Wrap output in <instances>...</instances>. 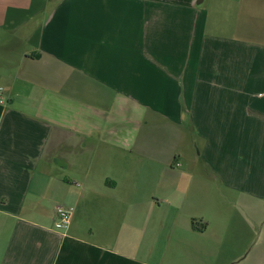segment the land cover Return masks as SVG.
<instances>
[{"label":"crops","instance_id":"0c3cea01","mask_svg":"<svg viewBox=\"0 0 264 264\" xmlns=\"http://www.w3.org/2000/svg\"><path fill=\"white\" fill-rule=\"evenodd\" d=\"M0 86V264H264V0H0Z\"/></svg>","mask_w":264,"mask_h":264},{"label":"built area","instance_id":"2783aa9c","mask_svg":"<svg viewBox=\"0 0 264 264\" xmlns=\"http://www.w3.org/2000/svg\"><path fill=\"white\" fill-rule=\"evenodd\" d=\"M5 103L4 88L0 86V104ZM72 217V209L63 205H58L54 213V226L59 230L68 229Z\"/></svg>","mask_w":264,"mask_h":264},{"label":"rangeland","instance_id":"374dc122","mask_svg":"<svg viewBox=\"0 0 264 264\" xmlns=\"http://www.w3.org/2000/svg\"><path fill=\"white\" fill-rule=\"evenodd\" d=\"M186 150H187V153L185 154V156L187 157V158H191V157H195V151H194V149L192 150L189 146H187L186 147ZM179 161H180V159H179ZM198 168V167H197ZM177 170H182L183 169V167L182 168H180V167H177L176 168ZM200 170H198V171H200V172H202L203 173V169L200 167L199 168ZM220 196H222V197H220ZM219 198H225V199H228L227 198V193H225V195H223V193L222 194H219V196H218ZM228 205V204H227ZM263 234L261 235V239L264 241V231L262 232ZM257 236H258V234H255V233H253V237H254V240H257L256 238H257ZM253 250V252H252V254H250V256H249V258H255L257 255H260L261 253H263V256H264V250L263 251H261L260 249H259V251H258V249L256 248V246L252 249ZM259 253V254H258Z\"/></svg>","mask_w":264,"mask_h":264}]
</instances>
